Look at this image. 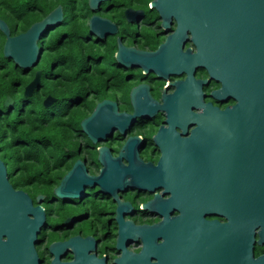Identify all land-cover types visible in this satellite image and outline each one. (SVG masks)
I'll list each match as a JSON object with an SVG mask.
<instances>
[{
    "label": "flooded vegetation",
    "instance_id": "1",
    "mask_svg": "<svg viewBox=\"0 0 264 264\" xmlns=\"http://www.w3.org/2000/svg\"><path fill=\"white\" fill-rule=\"evenodd\" d=\"M154 1L0 0L5 133L9 109L31 115V143L18 135L9 150L8 138L0 161L12 188L43 214L38 264H264L263 204L249 232L224 191L178 183L171 156L197 124L177 115L171 96L200 92L220 111L236 101L213 96L221 84L197 38L185 30L176 42L177 19L162 17ZM57 9L29 68L4 56L8 38ZM194 105L182 111L203 113Z\"/></svg>",
    "mask_w": 264,
    "mask_h": 264
},
{
    "label": "water",
    "instance_id": "2",
    "mask_svg": "<svg viewBox=\"0 0 264 264\" xmlns=\"http://www.w3.org/2000/svg\"><path fill=\"white\" fill-rule=\"evenodd\" d=\"M152 6L162 17L177 19L176 42L185 30L197 38L204 67L221 84L213 96L236 101L220 111L203 105L200 92L187 95L189 99L185 93L171 96L179 102L177 115L192 117L197 124L186 149L171 156L178 183L191 181L190 188L209 194L224 191L231 210L242 214L250 232L264 206V0H155ZM60 12L24 35L8 38L4 56L29 68L36 57L35 39L51 24L49 19L60 20ZM0 30L8 35L1 21ZM189 101L203 113L183 112ZM10 104L8 99L6 106ZM43 220L28 196L9 184L0 161V264H38L35 244Z\"/></svg>",
    "mask_w": 264,
    "mask_h": 264
},
{
    "label": "trees",
    "instance_id": "3",
    "mask_svg": "<svg viewBox=\"0 0 264 264\" xmlns=\"http://www.w3.org/2000/svg\"><path fill=\"white\" fill-rule=\"evenodd\" d=\"M26 2H31V0H25ZM0 64H1V54H0ZM1 81V80H0ZM1 84V82H0ZM0 90H1V85H0ZM1 95V94H0ZM6 108L3 107L2 105V98L0 96V152H2L5 147L4 143L5 141L10 138V142L7 144L9 150L12 148L18 147L16 143H14V140L18 137L23 141L28 142L29 144L31 143V136H30V124H31V115L28 114H23L22 113L18 117L12 116V109L8 111L6 121L9 124V130H10V136H8L5 133V127H4V120H3V114L2 112ZM20 117L25 118V121H20Z\"/></svg>",
    "mask_w": 264,
    "mask_h": 264
}]
</instances>
